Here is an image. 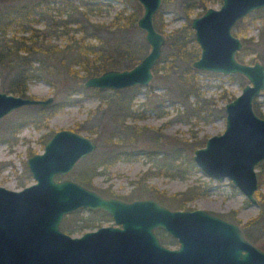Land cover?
Wrapping results in <instances>:
<instances>
[{
  "label": "water",
  "instance_id": "1",
  "mask_svg": "<svg viewBox=\"0 0 264 264\" xmlns=\"http://www.w3.org/2000/svg\"><path fill=\"white\" fill-rule=\"evenodd\" d=\"M141 12L136 26L148 45L145 54L128 68H109L86 77L85 87L118 89L146 85L165 42L152 16L161 0H136ZM264 0H221L190 19L199 47L192 67L217 73H239L245 83L239 94L223 105L224 128L208 136L192 151V160L208 177L227 178L252 204L257 188L256 165L264 158V117L252 107L264 98L261 62L235 57L241 41L230 28ZM51 95L36 98L0 91V118L27 105L45 106ZM96 143L77 131L61 128L44 141L41 152L25 159L34 179L20 189L0 186V264H264V250L251 243L237 223L202 208L169 209L151 197L122 199L103 195L65 177L75 162ZM57 176H60L57 178ZM99 209L113 221L78 236L63 232V215L75 209ZM155 229L174 237L177 247H166Z\"/></svg>",
  "mask_w": 264,
  "mask_h": 264
},
{
  "label": "rangeland",
  "instance_id": "2",
  "mask_svg": "<svg viewBox=\"0 0 264 264\" xmlns=\"http://www.w3.org/2000/svg\"><path fill=\"white\" fill-rule=\"evenodd\" d=\"M32 1L36 0H0V11L7 7L9 3L22 5ZM83 1L72 0V3L77 5L78 9H82ZM102 1L107 5L100 8L99 11L93 10V12L87 14L90 22L105 24L111 18L115 9L125 7L126 10H130L132 4H138L136 0ZM180 2L181 0H161L157 9L161 10L163 20L166 23L164 33H168L184 22L185 16L177 10ZM219 4L220 0H208L206 7L217 8ZM200 10H202V7L195 8L189 13V18L197 15L196 13ZM51 13L54 14L55 11L52 10ZM56 17L63 18L64 13ZM42 23L41 19L35 22L34 26L42 28ZM69 25L74 26V24ZM15 27V25H12L8 30V34L12 33ZM234 30V27L231 28L232 33L239 38H252L243 41L242 46L236 52L239 54L237 56L235 53V57L246 63L258 60L264 67V48L261 45V39L258 37L259 22L253 21L250 16L246 21L244 36L235 34ZM139 34L144 39L143 31ZM64 39V36L61 35L52 38L51 41L62 45ZM194 43L198 47L195 40ZM167 51L168 40L162 46L160 57ZM188 66L190 68L184 62H176L172 71L159 70L156 73L152 72V78L148 84L140 85L134 89L130 108L134 109V113L140 114V116H137L135 120L128 118L126 123H135L139 126L146 125L153 130L159 129L160 132L165 134L164 140H154L150 136L154 134L145 131L137 141H123L121 144L112 146V148L118 149L120 155L107 163V166L101 164L96 167V173L91 176L92 188L100 192L99 190L108 186L112 196L130 200L127 195L133 188L134 180L147 172L146 177L141 180L142 184L154 188L163 203L169 204L171 208H202L239 225L243 224L257 213L259 209L257 201L255 204L250 203L227 178L215 180L206 176L192 160V151L194 148L202 146L208 136L220 133L223 130V105L240 93L247 80L243 75L236 72L223 74L201 70L190 66L189 63ZM192 83L198 91L199 104H196L197 99L194 92L187 93L186 91L189 90ZM62 88L64 87L60 82H57L55 86H51L43 79L38 78L28 82L27 93L36 98H45L51 95L53 100H57L59 95L57 96L56 93L59 94ZM0 91H3L1 80ZM185 93H187L186 99L183 95ZM71 95L77 100L50 114L46 125L36 126L25 123L15 134V138L9 141L0 138V186L9 189H20L34 181L25 166V159L33 153L42 151L43 143L46 140L44 134L61 128L72 130L76 125L82 124L89 116H93V112H96L97 117L101 118L103 132L109 130L108 115L114 106V103L110 100L114 96L111 92L100 95L92 89L83 87ZM119 95H125V93ZM100 96L102 99H100ZM107 99H109V102L106 103L104 100ZM256 99L259 101V110L264 115V98L259 96ZM195 104L200 105L197 112L194 108ZM26 107H19L1 117L0 130L13 120L25 115L28 112ZM220 107H222V113ZM78 132L93 140V134H89L84 130H78ZM93 141L96 143L94 150L79 158L72 169L64 175L65 177L77 181L78 172L84 177L85 171H89L95 161L99 158H106L110 151V145L102 140L101 142ZM170 149H174V151L171 152ZM164 150H167V153ZM262 162L264 166V158L259 163ZM257 165L255 167L256 176L259 170ZM262 174H264V171H262ZM59 177L57 176V178ZM183 190L190 191L191 194L196 192V195L185 199L187 195L182 196ZM256 190L264 194V182L258 184L257 181V188L253 195ZM198 191L200 192L198 193ZM142 197L156 199L146 193L134 198ZM181 200H185L183 204ZM110 224H113V221L104 212L80 208L76 212L73 211L63 215L59 227L71 236H78L86 230ZM164 239L165 242H162L164 245L169 247L176 245L175 240L168 237H164Z\"/></svg>",
  "mask_w": 264,
  "mask_h": 264
},
{
  "label": "trees",
  "instance_id": "3",
  "mask_svg": "<svg viewBox=\"0 0 264 264\" xmlns=\"http://www.w3.org/2000/svg\"><path fill=\"white\" fill-rule=\"evenodd\" d=\"M207 1L181 0L177 10L183 13L185 20L168 33H164L166 23L163 20L161 10L157 9L154 12L152 16L153 26L156 30L164 33L165 42L168 40V51L161 57L159 55L151 68L152 72L156 73L159 70L172 71L176 62H184L190 68L188 63L190 64V61L197 57L199 49L194 43L193 31L189 25V13L195 8L202 7V10L196 14L201 13L205 9ZM105 5L107 3L105 4L102 0H84L82 9H78V6L73 4L72 0H36L22 5L9 3L7 7L0 11L1 89L12 94L34 97L27 93V84L30 80L38 78L43 79L51 86H55L57 82H60L64 87L60 89L59 94L56 93L57 96L59 95L57 100H52L48 105H27L26 110L28 112L4 126L0 130V138H3L4 141L15 138V134L25 123L36 126L46 125L50 114L77 100L71 94L85 87L82 82L86 77L109 68H128L145 54L147 43L140 37L139 33L142 30L136 26V19L140 14L139 4H132L130 10H126L125 7L115 9L111 18L105 24L90 22L87 14L93 12V10L99 11ZM52 10L55 11L54 14L51 13ZM63 13V18L56 17ZM250 16L253 21L259 22L258 37L261 39V45L264 48V7L248 13L244 17L245 20L244 18L238 19L234 25V33L241 36L245 35L246 21ZM41 19L43 21L42 28L35 27L34 23ZM69 24H74V26ZM12 25L16 26L15 30L8 34V30ZM16 33L18 34L16 35ZM61 35L65 38L62 45L51 41L52 38ZM251 39V37H241L242 44L243 41ZM236 54L238 56L239 53ZM138 86L140 85L118 89L85 87L100 95L111 92L114 96L110 100L114 103V106L108 115L107 122L110 124V128L106 132H103L101 118L97 117L96 112H93V116H89L82 124L72 128L77 132L78 130H84L89 134H93V140L100 142L102 140L110 145V151L106 158H99L95 161L89 171L83 170L86 172L84 177L78 172L77 181L81 184L92 188L91 176L96 173V167L101 164L107 166V163L120 155L118 149L112 148V146L121 144L123 141H137L145 131L154 134L150 135L154 140H164L165 134L160 132L159 129L153 130L146 125L139 126L135 123H126L128 118L135 120L137 116H140V114L134 113V109L130 108L131 96ZM186 91L187 93L194 92L197 99L196 104H199L200 97L193 83ZM123 92L125 95H119ZM187 93L183 94L185 99ZM100 99H102L101 96ZM108 100L104 101L107 103ZM196 104L193 107L197 112L200 105ZM258 104L259 101L254 98L252 102L253 110L257 115L263 117L264 115L259 110ZM220 112L222 113V107H220ZM51 133L44 134V139H47ZM173 151L174 149L171 150V152ZM164 152L167 153V150H164ZM257 167H259L257 181L260 184L264 182L263 162L259 163ZM146 174L147 172H144L142 176L134 180L133 188L127 195L129 196L128 199L140 197L142 193H146L163 203L154 188L142 184L141 180L146 177ZM99 191H102L101 193L105 195L112 194L108 186ZM182 193V196L187 195L185 199L196 195V192L191 194L190 191L186 190H183ZM254 196L259 209L252 218L240 224V227L249 241L264 250V194L256 190ZM181 201L183 204L185 200ZM78 210L76 209L75 212ZM155 232L158 236H161L159 229H156Z\"/></svg>",
  "mask_w": 264,
  "mask_h": 264
},
{
  "label": "flooded vegetation",
  "instance_id": "4",
  "mask_svg": "<svg viewBox=\"0 0 264 264\" xmlns=\"http://www.w3.org/2000/svg\"><path fill=\"white\" fill-rule=\"evenodd\" d=\"M220 3H221V0H220ZM219 5H220V4H219ZM218 7H219V6H218ZM218 7H217V8H218ZM263 7H264V6H263ZM206 8H207V7H206ZM206 8H205V9H206ZM259 8H262V7H259ZM205 9H204V10H205ZM256 9H258V8H256ZM256 9H254V10H256ZM204 10H203V11H204ZM254 10H252V11H254ZM203 11H202V12H203ZM252 11H250V12H252ZM202 12H201V13H202ZM250 12H248V13H250ZM248 13H247V14H248ZM199 14H200V13H199ZM199 14H197V15H199ZM247 14H246V15H247ZM246 15H244V16L241 17V18H244ZM195 16H196V15H195ZM241 18H239V19H241ZM190 19H191V18H190ZM237 20H238V19H237ZM237 20H236V21H237ZM236 21L233 23V25L231 26V28L234 27ZM231 28H230V31H231ZM231 33H232V31H231ZM232 34H233V33H232ZM233 35H234V34H233ZM234 36H235V35H234ZM236 37H237V36H236ZM238 38H239V37H238ZM239 39H240V41H241V38H239ZM241 44H242V41H241ZM241 46H242V45H241ZM237 51H238V50H237ZM237 51H236V52H237ZM198 52H199V51H198ZM236 52H235V53H236ZM197 56H198V55H197ZM194 59H195V58H194ZM191 61H192V60H191ZM191 61H190V62H191ZM79 183H80V182H79ZM87 187H88V186H87ZM90 188H91V187H90ZM100 193H101V192H100ZM103 195H104V194H103ZM116 197H117V196H116ZM160 203L163 204V205H165V206L168 207L169 209H180V210H182L181 208H171V207L169 206V204L167 205V203H166V204H165V203H162V202H160ZM79 209H80V208H79ZM185 209H186V208H185ZM75 210H76V209H75ZM75 210H74V211H75ZM94 210H99V209H94ZM189 210H191V209H189ZM100 211H102V210H100ZM72 212H73V211H72ZM102 212H103V211H102ZM104 213H105V212H104ZM211 213H212V212H211ZM105 214H107V213H105ZM107 215H108V214H107ZM219 217H221V216H219ZM221 218H223V217H221ZM111 219H112V218H111ZM223 219H225V218H223ZM225 220H228V219H225ZM228 221H231V220H228ZM231 222H234V221H231ZM234 223H236V222H234ZM237 224H238V223H237ZM238 225H239V224H238ZM239 227H240V225H239ZM159 230L161 231V236H158L157 234H156V235L159 237L161 243H162V242H165L164 237H168V238L173 239V240L176 241V239H175L174 237L170 236L169 233H168L167 231L162 230V229H159ZM62 231H63V230H62ZM155 231H156V229H155ZM63 232H64V231H63ZM65 233H66V232H65ZM155 233H156V232H155ZM162 235H163V237H162ZM162 244H163V243H162ZM175 244H176L175 246L170 247V248H174V247H177V246H178L177 241L175 242ZM163 245H164V244H163ZM165 246H166V245H165ZM166 247H169V246H166Z\"/></svg>",
  "mask_w": 264,
  "mask_h": 264
}]
</instances>
